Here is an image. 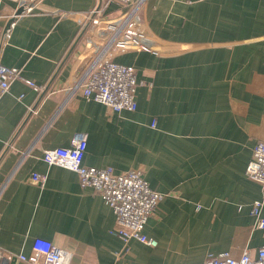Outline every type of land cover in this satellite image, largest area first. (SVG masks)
I'll use <instances>...</instances> for the list:
<instances>
[{
    "label": "crops",
    "instance_id": "obj_1",
    "mask_svg": "<svg viewBox=\"0 0 264 264\" xmlns=\"http://www.w3.org/2000/svg\"><path fill=\"white\" fill-rule=\"evenodd\" d=\"M99 4L108 18L126 9L42 0L3 32L18 7L0 0V62L21 72L0 97V264H28L18 255L35 237L69 251L70 264H190L263 245L251 207L264 191L245 168L264 140V0H147L141 22L155 51L113 56L140 82L135 110L121 111L69 91L88 49L81 14ZM78 131L83 164L140 170L164 194L143 230L154 246L125 243L102 197L43 160Z\"/></svg>",
    "mask_w": 264,
    "mask_h": 264
},
{
    "label": "built area",
    "instance_id": "obj_2",
    "mask_svg": "<svg viewBox=\"0 0 264 264\" xmlns=\"http://www.w3.org/2000/svg\"><path fill=\"white\" fill-rule=\"evenodd\" d=\"M14 1L17 7L23 8L20 14L40 9L42 2ZM113 1L126 7L118 18L105 17L102 4L81 14L79 30L88 48L83 56L90 55V58L79 74L74 76L69 91L72 95L80 92L84 97L102 102L115 111L135 110V93L140 84L135 68L115 61L113 56L128 49L155 51L153 38L141 22V12L147 0ZM15 78H21L19 68L0 62V97ZM86 145L87 133L78 131L73 135L69 146L45 149L43 160L72 169L77 173L82 187H91L102 197L114 212L112 232L125 243L130 239H137L154 246L156 240L148 237L143 230L148 217L164 194L152 189L140 170L128 169L116 173L110 167L83 164ZM245 173L250 179L257 181L264 191V140L254 144ZM30 179L43 182L45 175L34 172ZM263 204L264 196L254 200L251 207V213L257 218L255 226L261 229H264V216L261 214ZM3 256L0 250V263L5 259ZM18 260L28 264H70L71 253L48 239L35 237L30 252L19 254ZM190 264H264V244L245 249L239 257L221 252Z\"/></svg>",
    "mask_w": 264,
    "mask_h": 264
},
{
    "label": "water",
    "instance_id": "obj_3",
    "mask_svg": "<svg viewBox=\"0 0 264 264\" xmlns=\"http://www.w3.org/2000/svg\"><path fill=\"white\" fill-rule=\"evenodd\" d=\"M22 7L19 6L16 10H15V14L13 16H11L7 22L5 23L4 27H3V32H6L8 30V28L10 27L12 21L14 20L16 15H19L22 12ZM80 36L82 35L81 32L79 34ZM79 36V37H80ZM90 58V55H86L84 56L79 63L77 64L76 68H75V74L74 76H77L79 74V72L83 69V67L85 66L86 62L88 61V59Z\"/></svg>",
    "mask_w": 264,
    "mask_h": 264
}]
</instances>
